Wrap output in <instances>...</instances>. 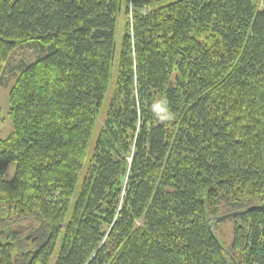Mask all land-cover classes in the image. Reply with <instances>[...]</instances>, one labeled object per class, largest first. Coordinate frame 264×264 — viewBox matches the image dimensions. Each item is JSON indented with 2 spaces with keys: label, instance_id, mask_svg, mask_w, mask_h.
Here are the masks:
<instances>
[{
  "label": "trees",
  "instance_id": "trees-1",
  "mask_svg": "<svg viewBox=\"0 0 264 264\" xmlns=\"http://www.w3.org/2000/svg\"><path fill=\"white\" fill-rule=\"evenodd\" d=\"M19 47L44 55L6 72ZM11 79L0 264H264V210L216 235L264 203V0H0Z\"/></svg>",
  "mask_w": 264,
  "mask_h": 264
},
{
  "label": "rangeland",
  "instance_id": "rangeland-1",
  "mask_svg": "<svg viewBox=\"0 0 264 264\" xmlns=\"http://www.w3.org/2000/svg\"><path fill=\"white\" fill-rule=\"evenodd\" d=\"M123 35H124V17H123V10H122L117 20V28H116V35H115V51H114L113 65L111 68V76L109 80V89L106 93L105 100L101 108V112L97 118L96 126L94 128L92 137L88 145L87 162L89 161L93 153L98 133L103 125L105 113L109 106L110 100L113 95V91L116 86L117 67H118V62H119V57H120V52H121ZM25 48H28V47H19L15 51V53L10 58V61L6 68V72H9L11 69L16 68L17 65L20 63V60L25 61L27 63H33L37 59L41 58L42 55H44V53L38 54L37 51H33L30 49H25ZM14 82L15 80L11 79L5 85H0V119H1L0 138L3 140L7 139L14 131L13 124L9 118V110H10L9 93H10L11 88L14 85ZM15 172H16V162H11L9 166L7 167V170L4 176V181L12 182L15 177ZM83 174H84V171L79 176L76 194L80 191ZM234 224H235V221L233 219H227L225 221H222L216 230V235L218 236V238L221 239V241L225 242L226 245L230 244V242L233 239ZM58 250H59V243H58V246L49 264L55 263Z\"/></svg>",
  "mask_w": 264,
  "mask_h": 264
},
{
  "label": "clouds",
  "instance_id": "clouds-1",
  "mask_svg": "<svg viewBox=\"0 0 264 264\" xmlns=\"http://www.w3.org/2000/svg\"><path fill=\"white\" fill-rule=\"evenodd\" d=\"M153 113L157 118L167 120L172 118V113L162 102L153 105Z\"/></svg>",
  "mask_w": 264,
  "mask_h": 264
},
{
  "label": "water",
  "instance_id": "water-1",
  "mask_svg": "<svg viewBox=\"0 0 264 264\" xmlns=\"http://www.w3.org/2000/svg\"><path fill=\"white\" fill-rule=\"evenodd\" d=\"M254 209L264 210V203L261 206H259V207H251V208H248V209H246V210H244L242 212H239V213H232V214H229V215L222 216V217L218 218L217 221L219 222L221 220H225V219H228L230 217H235V216H237L239 214L249 213L250 211H252ZM209 232H210L211 236L214 238V240L217 243V245L222 249V246H221L219 240L213 234L212 226H209Z\"/></svg>",
  "mask_w": 264,
  "mask_h": 264
}]
</instances>
